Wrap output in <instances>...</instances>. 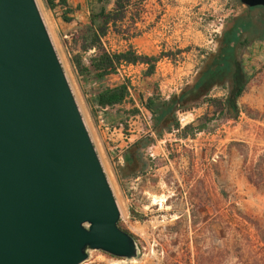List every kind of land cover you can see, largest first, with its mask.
Listing matches in <instances>:
<instances>
[{"label": "rangeland", "instance_id": "1", "mask_svg": "<svg viewBox=\"0 0 264 264\" xmlns=\"http://www.w3.org/2000/svg\"><path fill=\"white\" fill-rule=\"evenodd\" d=\"M35 1L89 136L94 140L92 143L98 137L104 143V154L99 150L96 153L118 206L117 222L136 236L137 254L132 258L89 249L86 258L78 264H264V191L250 184L243 171L244 164L253 163L264 148V123L241 110L235 118L220 114L212 105L200 106L197 115L195 110L191 111L192 118L187 121L191 129L187 134L189 138L180 136L179 130H170L140 148L145 166L138 173L136 210H127L125 197L130 202L129 182L126 177L119 181L115 178L112 146L120 144L122 147L123 136L130 143L151 134L150 122L139 103L145 88L137 79L138 71L125 65L117 66L100 82L80 73L73 63L76 54L80 61V52L70 41L77 25L69 22L74 18L80 23V5H76L77 12L73 14V9L65 11L57 5L49 10L43 0ZM69 1L66 0L67 6ZM92 1L90 5L95 6ZM245 10L252 27L260 28L262 7L247 8L239 1L230 0L228 15ZM61 14L68 20L63 21ZM250 43L249 48L262 46V55H253V49L249 56L243 51L242 64L251 76L237 103L253 112H264V38ZM102 45L108 51L114 48L110 36L102 39ZM91 52L81 54L83 63ZM124 80L128 81V95L101 111L107 123L115 127L105 130L96 123L100 112L94 93L102 85L111 86ZM224 94L225 89L218 86L209 91L210 96ZM132 107L137 111L131 113ZM123 111H128V115H123ZM189 116H185V120ZM203 120L206 125L196 129ZM141 181L167 189L152 205L138 193Z\"/></svg>", "mask_w": 264, "mask_h": 264}, {"label": "water", "instance_id": "2", "mask_svg": "<svg viewBox=\"0 0 264 264\" xmlns=\"http://www.w3.org/2000/svg\"><path fill=\"white\" fill-rule=\"evenodd\" d=\"M245 6L264 0H239ZM35 0H0V264L137 254Z\"/></svg>", "mask_w": 264, "mask_h": 264}, {"label": "trees", "instance_id": "3", "mask_svg": "<svg viewBox=\"0 0 264 264\" xmlns=\"http://www.w3.org/2000/svg\"><path fill=\"white\" fill-rule=\"evenodd\" d=\"M95 1L98 5L89 6L86 21L78 25L70 35V41L80 52V61L76 54L73 62L77 64L80 73L100 82L107 74L113 73L120 63L141 62L145 64L142 75H149L159 56L173 57L170 51H162L157 56H147L137 54L130 48L119 51L106 50L102 45V36L109 27L117 30L114 28L115 22L122 19L128 5L136 6L138 0ZM43 2L50 10H54L57 5L62 6L65 11L70 10L66 0H43ZM108 2H111V6L106 9L105 5ZM246 7H262L264 12V4ZM259 17L261 18V27L255 29L252 27L247 10L226 16L221 29L213 37L215 47L202 52L200 62L189 82H186L177 92L171 93L167 98L160 96L155 88L150 95L139 98L140 104L150 114L149 129L151 134L136 139L124 149L122 164L115 166L116 173L122 177H132L140 173L145 166L140 148L153 141L154 137H160L164 132L177 128L179 126L177 111L202 102L212 105L220 114L225 113L229 117L235 118L241 110L246 116L259 119L264 123V112H253L250 108L241 107L237 103V98L245 90L251 76L243 67L242 53L246 51L249 56L250 42L264 38V14ZM61 18L64 21L68 20L64 14H61ZM89 49L92 52L83 63L81 54ZM213 86L224 88L225 94L221 97L210 96L209 91ZM128 93V81L124 80L111 86L102 85L96 90L93 98L98 107H104L119 103ZM136 111V107L130 109L131 113ZM123 115H128V111H123ZM118 120L123 122V119L119 117ZM205 125L206 122L203 120L197 124L196 129H201ZM190 131V123H186L179 128L178 134L185 136ZM243 171L250 184L264 191V148L256 155L253 163L244 164ZM117 224L134 239L136 238L126 227L118 222Z\"/></svg>", "mask_w": 264, "mask_h": 264}, {"label": "crops", "instance_id": "4", "mask_svg": "<svg viewBox=\"0 0 264 264\" xmlns=\"http://www.w3.org/2000/svg\"><path fill=\"white\" fill-rule=\"evenodd\" d=\"M77 1L80 2L76 3V0L69 1L68 7L70 10L73 9V14H76V5H80V23L74 18L69 21L71 24L78 26L87 19L91 0ZM92 2L95 6L98 5L95 0ZM105 6L106 9L109 8L111 2H108ZM229 11L230 0H138L136 6L133 4L128 5L122 19L115 22L114 28L117 30L109 27L102 39L111 37L114 47L112 51L130 48L137 54L147 56H157L162 51H170L173 57L159 56L154 62L153 70L149 75H142V69L145 67L144 63L136 62L125 65L133 71H138L137 79L145 88L143 97L150 95L153 88H155L160 96L167 98L192 79L202 57V52L215 47L212 39L219 27L222 26V22L228 16ZM219 24L221 25L218 26ZM256 47L249 48V50L253 49V52L251 51L253 55H262L260 52L262 46H259L258 49ZM207 105V102H202L186 111L182 110V113L184 116L190 114L191 116L187 119V121H190L193 114L191 111L195 110L194 113L197 115L196 111L199 110V107L206 108ZM142 108L146 113V119H149V112L143 106ZM139 110L142 115V110L140 108ZM145 123H147V120H145ZM187 137V135L184 136V139ZM178 140L181 141L180 138ZM92 141H94L93 138ZM132 142L133 140L130 143ZM93 143L96 151L99 150L104 154V143L101 138L98 137ZM110 144L112 146L113 143ZM122 161L117 165L122 164ZM114 169L115 178L119 181L122 176L116 173ZM130 178L131 176L126 177L128 182ZM166 189L161 186L152 187L141 181L138 193L140 192L141 198H146L153 205L152 201L159 199V196H163ZM125 201L128 203L127 210H136L137 203L135 200L128 202L125 197ZM145 205L147 204L143 206ZM164 205L166 206V203Z\"/></svg>", "mask_w": 264, "mask_h": 264}, {"label": "built area", "instance_id": "5", "mask_svg": "<svg viewBox=\"0 0 264 264\" xmlns=\"http://www.w3.org/2000/svg\"><path fill=\"white\" fill-rule=\"evenodd\" d=\"M220 25L221 24H219L218 26H220ZM205 51H207V50H205ZM203 53H202V55H203ZM120 64L126 65L127 63L126 64L120 63ZM120 64L118 66H120ZM105 107L106 106L98 107L100 114L97 115L96 123H97V125L101 126L105 130L114 129L115 127L109 125L107 123V121L103 118V116L101 115V111H103V109ZM176 116H177L179 126L177 128H173L171 130H179V128L182 125L187 123V120H185V116L183 115L182 111H178L176 113ZM147 120L150 122V117H149V119L147 118ZM117 128L119 129V127H117ZM149 132H150V129H149ZM198 132H200V131H198ZM123 141H124V144L122 147H120V145H116V144L112 146V149L114 150L113 160H114V163H116V164H119L122 161V152L128 146V143H129V142H127L128 138L126 136H123ZM139 177H140V175L136 174L129 179V192H128L127 197H128V199H130V201H132L136 198L135 195L137 194V186H138L137 184H138Z\"/></svg>", "mask_w": 264, "mask_h": 264}]
</instances>
